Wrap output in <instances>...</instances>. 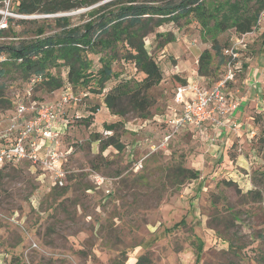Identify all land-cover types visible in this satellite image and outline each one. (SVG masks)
<instances>
[{"label":"rangeland","instance_id":"1","mask_svg":"<svg viewBox=\"0 0 264 264\" xmlns=\"http://www.w3.org/2000/svg\"><path fill=\"white\" fill-rule=\"evenodd\" d=\"M16 1L0 0L1 19L7 11L15 14ZM99 5L62 14L75 27L94 20L90 12ZM13 19L1 42L30 40L40 29L46 35L61 31L42 14L24 24ZM258 21L245 38L246 48L238 45L242 68L225 89L229 97L241 99L248 94L246 80L256 83L249 118L240 119V131H231L229 143L212 142L207 136L214 131L196 129L164 142L170 128L156 118L173 106V72L192 76L203 50L212 51V36L205 34L199 18L165 24L156 32L172 35L174 41L162 46L165 41L159 45L156 33L146 38L147 50L164 73L161 85L150 91L153 105L147 120L130 110L113 118L103 96L89 93L79 108L74 103L68 107L85 117H69L70 132H62V149L73 150L63 194L64 187L53 185L46 172L29 163L5 170L0 181V264H137L141 258L142 264H264V196L260 200L249 194L264 186V17L260 25ZM241 37L233 27L217 34L224 49ZM99 57H92L95 68ZM61 72L66 78L67 71ZM222 74L200 84L213 87ZM21 77L12 71L0 78L12 101L26 96L28 84ZM60 97V92L47 94L37 87L30 96L42 103H57ZM257 103L262 106L256 108ZM97 106L104 109L86 121ZM115 122H120L123 150L109 147L102 153L97 136L108 138L103 131ZM179 166L198 171L199 179L179 184L182 177L174 172ZM95 174L103 178L102 185Z\"/></svg>","mask_w":264,"mask_h":264},{"label":"trees","instance_id":"2","mask_svg":"<svg viewBox=\"0 0 264 264\" xmlns=\"http://www.w3.org/2000/svg\"><path fill=\"white\" fill-rule=\"evenodd\" d=\"M107 0H17L15 13L19 15H56L82 8H91ZM112 0L90 12L95 17L83 25L71 26V18L66 16L53 17L61 31L46 35L43 29L35 38L19 43L0 41V55H7L8 60L0 62V78L16 71L26 81L29 89L37 87L47 94L61 92L68 87L75 93L84 91L81 102L75 104L79 108L89 93L103 96L105 107L115 116L124 117L128 110L135 112L140 118L147 120L153 101L150 91L158 87L164 80V73L153 55L146 48V38L156 33V39L164 40L165 46L174 41L172 35L164 36L157 29L168 23L178 24L182 19L197 20L199 18L205 34L212 36V51L203 50L198 58V77L200 80H216L218 74H225L226 57L224 47L217 34L226 32L231 27L240 36L252 33L257 20L264 11V0ZM254 3V6L251 5ZM228 10V13L225 12ZM1 19V17H0ZM10 18V23L13 22ZM24 24L27 19H16ZM211 22L214 25L211 27ZM6 30H0V39ZM16 35V34H15ZM93 55H100L99 67L95 68ZM67 72L66 78L61 70ZM220 71V72H219ZM222 74V76L224 75ZM40 79L32 83L33 79ZM177 87L186 85L188 80L178 74L173 76ZM221 80V79H220ZM218 81H216L217 83ZM110 84V85H109ZM110 86V87H108ZM176 87V88H177ZM36 100V99H33ZM39 101V100H37ZM41 101V100H40ZM15 100L4 94V85H0V113L12 111ZM69 107V106H68ZM64 108L61 115L70 122L69 117L81 119L72 108ZM100 107L91 109L86 118L92 119ZM73 110L74 114L68 116ZM68 114V115H67ZM71 122L69 123V125ZM120 122L107 126L113 135L103 139L98 135L100 151L109 147L123 150L118 130ZM17 168V167H14ZM96 168V166H94ZM7 168L0 170V181ZM175 172L182 179L197 180L198 171L179 166ZM57 191L58 188H55ZM61 194L67 190L60 188ZM59 193V192H57ZM258 199H263L264 186L261 191H249ZM184 221V220H183ZM183 221L176 224L178 227ZM201 251V246L199 247ZM200 254V252H199ZM143 258L137 262L142 264Z\"/></svg>","mask_w":264,"mask_h":264},{"label":"built area","instance_id":"3","mask_svg":"<svg viewBox=\"0 0 264 264\" xmlns=\"http://www.w3.org/2000/svg\"><path fill=\"white\" fill-rule=\"evenodd\" d=\"M2 15V14H1ZM64 14L43 15L45 18L63 16ZM0 20V30H7L10 18L31 19L33 15H19L7 11ZM264 11L261 12L258 25H260ZM252 34V33H251ZM232 47L224 49L226 57V72L222 79L213 87H205L200 83L188 82L176 88L173 106L165 115L164 123L169 126L170 132L164 138L168 143L173 136L192 126L203 132L206 125H212L214 136H207L212 142L218 140L222 130L235 133L240 131V123L235 120L234 114L241 106V99L231 98L225 93L230 83L236 81L237 74L242 68L241 51L238 45L246 48L245 38ZM3 39V38H1ZM8 60L7 55H0V62ZM40 81L33 79L32 83ZM33 87L30 85L25 97L15 100L14 109L7 115L0 116V170L4 168L20 167L29 163L33 168L46 172L53 180V185L65 186L67 178L66 163L72 153L71 150L62 149L63 127H59L65 120L61 113L70 104L81 102L83 94L75 93L72 88L63 89L57 103H42L30 98ZM106 137L113 135V131L105 130ZM254 137L255 133L252 132ZM142 167V162L140 166ZM95 182L100 186L103 178L95 174Z\"/></svg>","mask_w":264,"mask_h":264},{"label":"crops","instance_id":"4","mask_svg":"<svg viewBox=\"0 0 264 264\" xmlns=\"http://www.w3.org/2000/svg\"><path fill=\"white\" fill-rule=\"evenodd\" d=\"M257 72H258V70H254V74L255 73L257 74ZM175 74H178V72L174 71L173 72V75H175ZM185 78L188 80V82L200 83V79L198 77L197 69L192 74V76L187 75ZM254 83H255V80L254 79H250V78L247 79L246 82L244 83L247 86L248 94L247 95H244V97L241 98V106H240L239 110L234 114L235 120H237L239 123H240V119H244L245 118L246 120H248V118H249L248 116L250 114V110L253 109L254 99L252 100L251 96L253 95V89L255 90V86H256V83L255 84ZM230 84H232V83H230ZM257 100L260 101L258 98H257ZM259 105L262 106V104L257 103L255 107L257 108V107H259ZM103 109L104 108H101L100 111H102ZM169 109H170V107H169ZM169 109H168V111H169ZM97 115H99V113ZM112 117L113 118H117V116H115V115L112 116ZM157 117H160V119L159 118H156L159 122H163L164 123L165 115H161V116L160 115H157ZM69 123L70 122H68V120L65 119L63 121V123L61 125H59V127H63L64 130H65V132H67V130L71 128V126L69 125ZM192 129H194L192 126H186L181 131L182 132H191ZM207 130L214 131V128H213L212 125H209L208 124V125H206L204 127L203 132H205ZM168 134H169V132H168V130H166V133H165V135H164L163 138H165ZM231 135L232 134H231V131L230 130H222L218 134V140H219V142H222L225 145V144H227V143H229L231 141ZM220 148H221L220 146H217V149H220Z\"/></svg>","mask_w":264,"mask_h":264}]
</instances>
